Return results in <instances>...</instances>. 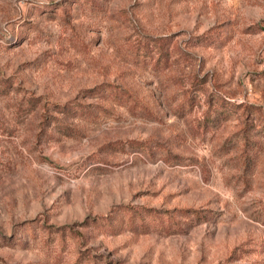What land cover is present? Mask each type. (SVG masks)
Instances as JSON below:
<instances>
[{"label":"rangeland","instance_id":"374dc122","mask_svg":"<svg viewBox=\"0 0 264 264\" xmlns=\"http://www.w3.org/2000/svg\"><path fill=\"white\" fill-rule=\"evenodd\" d=\"M0 264H264V0H0Z\"/></svg>","mask_w":264,"mask_h":264},{"label":"trees","instance_id":"16d2710c","mask_svg":"<svg viewBox=\"0 0 264 264\" xmlns=\"http://www.w3.org/2000/svg\"><path fill=\"white\" fill-rule=\"evenodd\" d=\"M163 46V45H162ZM57 111L61 114L68 115L71 118L80 117L86 120H93V112L89 109V106L83 105L81 103L70 102L66 105H58ZM59 121L58 119H55ZM61 124V123H60ZM151 218L155 217V221L159 226H165V228H170L168 220L165 219L159 212L155 211L153 214H149ZM141 221L144 223V218H147V214L141 213ZM157 216L159 218H157ZM168 226V227H167Z\"/></svg>","mask_w":264,"mask_h":264}]
</instances>
